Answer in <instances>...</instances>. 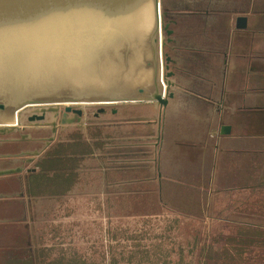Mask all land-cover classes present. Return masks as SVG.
<instances>
[{
    "label": "rangeland",
    "instance_id": "374dc122",
    "mask_svg": "<svg viewBox=\"0 0 264 264\" xmlns=\"http://www.w3.org/2000/svg\"><path fill=\"white\" fill-rule=\"evenodd\" d=\"M135 13L130 57L136 62L139 50L143 68L152 60V11ZM239 16L250 20L245 33L264 34V0H161L162 102L87 105L82 116L62 106L56 128L16 121L0 134V168L4 155L28 154L27 173L39 168L38 189L48 193L68 183L60 175L54 185L45 169L84 168L76 178L92 193L37 201L38 233L4 229L0 210V264H27L30 255L37 264H264V143L228 136V41ZM248 40L249 51L264 45ZM246 108L258 130L264 106L256 98ZM245 183L258 186L245 192Z\"/></svg>",
    "mask_w": 264,
    "mask_h": 264
},
{
    "label": "water",
    "instance_id": "95a60500",
    "mask_svg": "<svg viewBox=\"0 0 264 264\" xmlns=\"http://www.w3.org/2000/svg\"><path fill=\"white\" fill-rule=\"evenodd\" d=\"M144 5L152 11V60L142 68L132 66L126 35L138 20L130 10ZM248 26V17H237L238 30ZM161 30V0H0V134L14 132L16 121L56 128L65 105L64 115L82 116L75 105L159 104ZM171 61L166 57V79L174 75ZM147 71L149 87L142 78Z\"/></svg>",
    "mask_w": 264,
    "mask_h": 264
},
{
    "label": "crops",
    "instance_id": "0c3cea01",
    "mask_svg": "<svg viewBox=\"0 0 264 264\" xmlns=\"http://www.w3.org/2000/svg\"><path fill=\"white\" fill-rule=\"evenodd\" d=\"M250 26V20H249ZM248 29L250 30V27ZM235 30L237 34L229 39L228 48V67H227V104H228V136L233 139L242 140L245 142L247 139H260L261 143H264V115L260 118L263 124L258 130H252L251 117L246 107L252 104V101L256 98L259 100L261 106H264V45H260L258 50H248L247 43L248 38H259L260 42L264 41V34H248L246 30ZM28 154L21 155H4V166L0 168V181H4V185H0V210L3 215L7 216L4 220V229L9 226L11 229L19 230V228H28L30 233H38L37 224L33 223L37 216V209H35V203L37 201L44 200H57L74 201L72 199L79 198L91 200L92 193L88 191L86 193L83 189L85 185V179L82 184L77 175L85 176L86 169L82 168H50L45 169L44 174L47 178L55 182L58 176H62V181L65 180L67 186L62 184V190L55 189L52 193L46 191L40 192V185H37V181H41V173L39 168L33 170L32 173H27L28 169L26 165L28 163ZM33 155H38L35 152ZM65 158L64 156H58ZM9 158V159H8ZM20 158V159H19ZM54 157H51V159ZM2 159V160H3ZM17 160L20 164L16 165ZM264 168L261 170V183L260 185L247 184L239 186L240 189L251 190L255 186L261 188L262 197L264 202ZM43 174V173H42ZM12 180L18 183L19 189H13ZM44 181L45 179L42 178ZM82 188V189H81ZM239 188H229V192L232 194ZM66 197V198H65ZM19 215V218H15ZM10 225H9V224ZM12 224V225H11ZM20 224V225H17ZM40 253V252H39ZM43 254V253H42ZM43 258L45 256L43 255ZM41 259V258H39ZM38 261V257H37ZM60 262V261H59ZM27 264H37L36 257L33 255L28 257ZM52 264H59L55 261ZM62 264H66L63 262ZM74 264V263H68Z\"/></svg>",
    "mask_w": 264,
    "mask_h": 264
},
{
    "label": "bare ground",
    "instance_id": "6f19581e",
    "mask_svg": "<svg viewBox=\"0 0 264 264\" xmlns=\"http://www.w3.org/2000/svg\"><path fill=\"white\" fill-rule=\"evenodd\" d=\"M136 11H138V10H135V9H131V10H130V12H132V13H134V12H136ZM134 23H135V22H134ZM141 29L144 30V29L142 28V26H141ZM128 31H129V29L127 28V32H128ZM124 32H126V31L124 30ZM121 33H123V32H121ZM111 34L114 35V33H111ZM130 35H131V36H130ZM138 35H139V34H137V33L135 34V32H133V33H130V32H129V34L126 35V38L129 36L128 39H132V40L134 39V41H133L134 44H137V42H138L137 39L139 38ZM117 36L121 38V35H118V34H117ZM141 50H142V49H140V51H141ZM134 51H135V50H134ZM139 55H140L139 50H137L136 53H135V59H134V60H136L137 64H136L135 61L132 60V62H133V65H132V66H133V67H135V65H139V64H140V63H139L140 61L138 60V59L140 58ZM139 66H142V65L140 64ZM115 69H116V68H114V71H115ZM143 77H144V74L142 75V78H143ZM145 82H146V81H145ZM145 84H146V85H145L146 87H149V85H148V84H149V81H148L147 83H145ZM66 106H67V105H65V106H63V107H66ZM75 107H81V106H80V105H75ZM19 126H20V125H19Z\"/></svg>",
    "mask_w": 264,
    "mask_h": 264
}]
</instances>
